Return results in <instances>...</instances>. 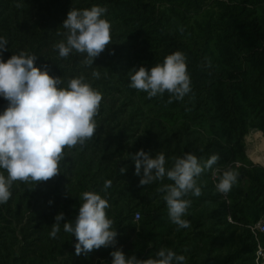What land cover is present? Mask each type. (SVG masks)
<instances>
[{
    "label": "trees",
    "instance_id": "16d2710c",
    "mask_svg": "<svg viewBox=\"0 0 264 264\" xmlns=\"http://www.w3.org/2000/svg\"><path fill=\"white\" fill-rule=\"evenodd\" d=\"M94 5L107 8L112 43L92 67L78 53L60 58L53 45L63 39L57 32L65 31L67 13ZM0 36L8 40L5 60L34 54L35 65H47L63 86L83 74L103 97L95 136L65 150L61 174L37 185L14 182L0 204V264H111L116 249L147 259L162 246L184 255L185 264H256L257 248L264 247L257 228L264 220V161L248 157L245 137L253 130L264 136V0H0ZM176 51L185 54L191 78L183 100L168 104V93L148 99L129 87L131 69H150ZM93 69L100 79L92 78ZM6 106L0 97V113ZM140 149L153 157L163 152L166 168L187 152L202 162L219 154L213 167H231L237 183L224 195L211 171L202 173V195L186 197L190 227L177 231L156 191L161 182L139 186L131 155ZM105 180L112 181L107 195ZM84 191L108 200L118 235L115 246L77 256L76 238L63 223L78 214ZM61 212L65 219L52 238Z\"/></svg>",
    "mask_w": 264,
    "mask_h": 264
},
{
    "label": "clouds",
    "instance_id": "9594fccd",
    "mask_svg": "<svg viewBox=\"0 0 264 264\" xmlns=\"http://www.w3.org/2000/svg\"><path fill=\"white\" fill-rule=\"evenodd\" d=\"M22 6L16 4L17 8ZM106 12V7L98 5L71 9L61 26L65 31L57 32L63 39L53 45L59 57L66 59L78 53L84 56L81 64L92 67L94 60L112 43L111 24L104 18ZM180 31L183 32V28ZM6 51L8 40L0 36V97L7 101L0 113V169L4 170L0 172V204L10 199L14 182L37 185L61 174L60 163L65 159V150L83 148L95 136L96 117L103 99L101 92L87 82L83 74L69 78L63 86L64 79L51 75L47 65H35L36 55L20 51L5 60ZM128 74L129 87L147 93L148 99L168 93L167 103L171 104L174 100H183L192 91L187 58L181 51L167 55L163 63H156L150 69L134 67ZM91 76L98 80L101 74L93 69ZM219 159V154H213L202 162L187 152L182 157H173L172 166L166 168L163 152L153 157L140 149L131 155L134 174L140 177L139 186L161 182L156 191L163 194L168 217L177 225V231L190 227V221L184 217L192 201L186 197L202 195L197 183L202 173L211 171L217 181L216 191L224 195L237 183V171L231 167H213ZM126 171V166L119 169L121 175ZM165 178L172 183H162ZM111 186V180L104 181L105 195ZM80 199L74 220L63 223V231L76 238L75 254L87 255L101 247L115 246L118 232L113 227L114 220L107 215L108 200L93 191H84ZM64 219L62 212L54 217L49 233L52 238L57 237ZM110 255L111 264H185L186 261L184 255L163 246L147 259L126 256L122 249Z\"/></svg>",
    "mask_w": 264,
    "mask_h": 264
},
{
    "label": "rangeland",
    "instance_id": "374dc122",
    "mask_svg": "<svg viewBox=\"0 0 264 264\" xmlns=\"http://www.w3.org/2000/svg\"><path fill=\"white\" fill-rule=\"evenodd\" d=\"M255 132H256V130H253V131L249 132L247 137L252 135V142L255 144V146L258 149H261L262 146H263V154H261V152H260V153H258L257 156L249 155L247 153V149L250 148V144L247 141V137H245V143H246V153H247L248 157L250 156L249 158L253 162L257 161L255 163H258V162L264 161V159H263L264 158V136L262 134H260V133H255ZM259 164H261V163H259Z\"/></svg>",
    "mask_w": 264,
    "mask_h": 264
},
{
    "label": "built area",
    "instance_id": "2783aa9c",
    "mask_svg": "<svg viewBox=\"0 0 264 264\" xmlns=\"http://www.w3.org/2000/svg\"><path fill=\"white\" fill-rule=\"evenodd\" d=\"M140 219V214L139 218H137V214L135 215V221H138ZM257 228L264 232V220L257 226ZM256 264H264V247L259 245L256 251Z\"/></svg>",
    "mask_w": 264,
    "mask_h": 264
},
{
    "label": "bare ground",
    "instance_id": "6f19581e",
    "mask_svg": "<svg viewBox=\"0 0 264 264\" xmlns=\"http://www.w3.org/2000/svg\"><path fill=\"white\" fill-rule=\"evenodd\" d=\"M246 137H247V136H246ZM247 141H248V143L250 144V148L247 149V153H248L249 155L257 156L258 153H260V152H261V154H263V146H262L261 149H258V148L255 146V144L252 142V135L247 137Z\"/></svg>",
    "mask_w": 264,
    "mask_h": 264
},
{
    "label": "water",
    "instance_id": "95a60500",
    "mask_svg": "<svg viewBox=\"0 0 264 264\" xmlns=\"http://www.w3.org/2000/svg\"><path fill=\"white\" fill-rule=\"evenodd\" d=\"M262 165H264V164H262Z\"/></svg>",
    "mask_w": 264,
    "mask_h": 264
}]
</instances>
